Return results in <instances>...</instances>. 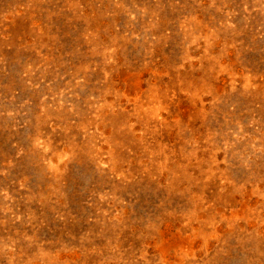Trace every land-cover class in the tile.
<instances>
[{"label":"rangeland","instance_id":"obj_1","mask_svg":"<svg viewBox=\"0 0 264 264\" xmlns=\"http://www.w3.org/2000/svg\"><path fill=\"white\" fill-rule=\"evenodd\" d=\"M0 264H264V0H0Z\"/></svg>","mask_w":264,"mask_h":264}]
</instances>
